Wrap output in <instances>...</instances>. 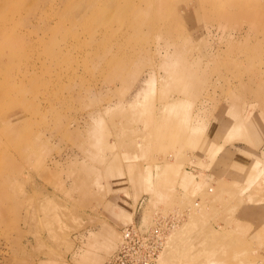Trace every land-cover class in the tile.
<instances>
[{
  "label": "rangeland",
  "instance_id": "374dc122",
  "mask_svg": "<svg viewBox=\"0 0 264 264\" xmlns=\"http://www.w3.org/2000/svg\"><path fill=\"white\" fill-rule=\"evenodd\" d=\"M211 136L253 172L206 176ZM263 147L264 0H0V264L169 214L170 264H264Z\"/></svg>",
  "mask_w": 264,
  "mask_h": 264
},
{
  "label": "built area",
  "instance_id": "2783aa9c",
  "mask_svg": "<svg viewBox=\"0 0 264 264\" xmlns=\"http://www.w3.org/2000/svg\"><path fill=\"white\" fill-rule=\"evenodd\" d=\"M181 216H156L151 226L133 224L120 230L118 247L103 264H156L165 236L178 225Z\"/></svg>",
  "mask_w": 264,
  "mask_h": 264
},
{
  "label": "crops",
  "instance_id": "0c3cea01",
  "mask_svg": "<svg viewBox=\"0 0 264 264\" xmlns=\"http://www.w3.org/2000/svg\"><path fill=\"white\" fill-rule=\"evenodd\" d=\"M224 128L226 129V127H224ZM225 129L218 130L219 136L221 135L220 137H223L222 135H225V133H227V131H225ZM232 136H233V134H231V133L228 135L229 138H232ZM210 139L213 141H212V143H210L208 145H209V147H212V148L221 142L220 140L217 141L216 139H213L212 136L210 137ZM219 145L220 144H218L216 147H214V149L212 151L210 150V153L208 154V158L212 159L214 164L212 165V167L209 170L205 171L204 174L206 176H210L211 178L214 179V178H216V176L223 175L222 177H225L226 178L225 181L227 182V181H229L228 175L232 171H236V170H238V171L245 170L246 171V169H247V171H246L247 175H249V172L251 170L253 172V170L255 169V166H256V161L254 158L253 159L250 158L249 154H247V152H245V151H247L246 147L244 148L240 144H235L233 147H229V145H226L225 147H227V148L224 147L223 148L224 150L220 151V153L218 152V154H217L215 150H219V148L221 147ZM260 147H262V146H260ZM195 157L199 158L197 160H201L204 158V153L201 152L200 155L195 154ZM247 158L251 161L249 162L248 166L246 167L245 165H247V164H245L244 161ZM198 171H200V170L198 169ZM196 172H197V169L196 170L194 169V171H193V177L194 178H196L198 176V173H196ZM220 179L224 180L223 178H220Z\"/></svg>",
  "mask_w": 264,
  "mask_h": 264
},
{
  "label": "bare ground",
  "instance_id": "6f19581e",
  "mask_svg": "<svg viewBox=\"0 0 264 264\" xmlns=\"http://www.w3.org/2000/svg\"><path fill=\"white\" fill-rule=\"evenodd\" d=\"M182 129H185V128H183V127H181ZM187 178L186 177H182V180H186ZM173 213V212H172ZM144 215V214H143ZM130 216V215H129ZM130 219V218H129ZM149 220V219H148ZM131 221V220H130ZM148 222V221H147ZM142 224V223H141ZM143 226V225H142ZM143 227H147V226H143ZM178 227V225L177 226H175V228H177ZM175 228L174 229H172L170 232H172L173 230H175ZM169 232V233H170ZM169 233H168V235H166L165 236V238H164V242H163V250L158 254V256H157V260H156V264H170L169 263V258L167 257V253H169V251H170V249H169V247H167L166 248V245L168 244L170 247L173 245L172 243L175 241V240H173V242L171 241L173 238L175 239L176 237H177V235H176V233H175V235H173V237H172V234H171V240L169 241L168 240V238H169ZM118 238V237H117ZM119 240H120V235H119ZM119 240H118V242L117 243H119ZM167 240L169 241V242H167ZM170 242H172L171 244H170ZM167 243V244H166ZM166 244V245H165ZM118 245V244H117ZM171 253V252H170ZM170 253L168 254V256L170 255Z\"/></svg>",
  "mask_w": 264,
  "mask_h": 264
}]
</instances>
